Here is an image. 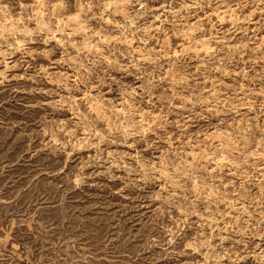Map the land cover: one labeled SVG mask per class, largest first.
<instances>
[{"label":"rangeland","instance_id":"obj_1","mask_svg":"<svg viewBox=\"0 0 264 264\" xmlns=\"http://www.w3.org/2000/svg\"><path fill=\"white\" fill-rule=\"evenodd\" d=\"M0 264H264V0H0Z\"/></svg>","mask_w":264,"mask_h":264}]
</instances>
